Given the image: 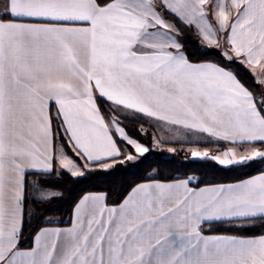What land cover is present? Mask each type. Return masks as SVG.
I'll return each instance as SVG.
<instances>
[{"label":"snow or ice","instance_id":"snow-or-ice-1","mask_svg":"<svg viewBox=\"0 0 264 264\" xmlns=\"http://www.w3.org/2000/svg\"><path fill=\"white\" fill-rule=\"evenodd\" d=\"M188 33L219 62L193 58ZM257 67L264 0H0V264H264V169L203 186L149 177L111 205L90 192L70 227H38L24 242L37 213L52 223L43 213L64 175L150 151L124 121L264 143V99L250 90L264 80L242 75ZM191 155L264 163L257 150Z\"/></svg>","mask_w":264,"mask_h":264},{"label":"trees","instance_id":"trees-1","mask_svg":"<svg viewBox=\"0 0 264 264\" xmlns=\"http://www.w3.org/2000/svg\"><path fill=\"white\" fill-rule=\"evenodd\" d=\"M185 41L186 49L193 58L216 59L219 62L218 57L201 55L202 52L209 49L207 46L202 47V41L194 38L191 33L186 34ZM242 75L245 77L247 85H259L248 70L242 72ZM250 90H253L254 95H256L260 88L258 86L255 89L250 88ZM102 107L104 106L102 105ZM124 123L132 136L146 146H150V141L141 132L136 131L140 127L139 124L131 120L124 121ZM114 164L113 168L88 171L81 177H71L66 174L60 178L58 180L60 185L58 191L62 192L63 195L53 202L51 211L43 213L44 219H50L51 224H67L74 204L84 194L89 192L108 193V203L112 204L126 194L130 190V186L148 181L149 177L160 180H168L172 177H191L194 185L198 182L203 186L206 182L230 183L240 178L253 176L264 169L263 163L256 161H253L249 166L226 167L211 158L202 159L180 155L161 156V153L151 151L137 163L128 160H117ZM40 215V213H37L31 222V227L25 231V243L29 242L27 237L33 229L46 226L40 219ZM204 228L205 232L213 234L227 231L226 225L219 224L206 225Z\"/></svg>","mask_w":264,"mask_h":264},{"label":"rangeland","instance_id":"rangeland-1","mask_svg":"<svg viewBox=\"0 0 264 264\" xmlns=\"http://www.w3.org/2000/svg\"><path fill=\"white\" fill-rule=\"evenodd\" d=\"M252 75L253 72L248 70ZM262 72V70L259 68H256V76H254V79L256 82H258V75ZM258 74V75H257ZM264 80V79H263ZM259 83V82H258ZM260 90L259 92L255 95L257 99H264V97L260 96L261 92H264V86H259ZM140 128V127H139ZM144 129H146V134L141 131V134L144 135V137L150 141V146H144L148 147L151 152L155 153H161V156H171V155H180L182 157H187L190 156L192 158H200V157H193L191 155L193 150L199 151V152H204L207 151L209 153V157L212 156H222V154L225 152L223 151H215L213 147H217L216 143H210L211 146H205L206 148L202 147L205 145L203 140L200 141V145L193 143L194 139H191L192 142H189L190 140L188 137L184 135L182 130L179 131H174L170 130L169 128H155L151 127L148 124H144L143 126ZM209 143V142H208ZM169 149H173V151H169ZM131 154L134 156V159L131 162L137 163L140 161L142 158L147 156V153L144 154L143 156H139V154L135 153L134 150L130 149L129 150ZM149 153V152H148ZM263 168H264V163H263Z\"/></svg>","mask_w":264,"mask_h":264},{"label":"crops","instance_id":"crops-1","mask_svg":"<svg viewBox=\"0 0 264 264\" xmlns=\"http://www.w3.org/2000/svg\"><path fill=\"white\" fill-rule=\"evenodd\" d=\"M257 68L259 69V67H257ZM253 75L256 76V73L253 72ZM257 79H258V82L263 80L264 79V73L261 72L258 75ZM182 132L184 133V135L186 137H188L190 139V140H188L189 142H192L191 139H194L193 143H196V144L200 145V143H199L200 141H202V140L204 142L207 141V143H204L205 145L202 146L204 148H206L205 146H211L210 143H216L217 147H213V149L215 151H220V152L223 151V150H225V152L226 151H235V152L239 153L240 155H244L245 153H251V151H253V150L264 151V143L257 142V143H252V144H249V143L233 144V143H229V142L213 140L212 138H208L206 135L190 134V133L184 132L183 130H182ZM198 136H199V138H197ZM237 158H239V156ZM258 174H260V172L255 174V175H258ZM144 182H150V180L144 181ZM108 204L111 205L110 203H108ZM70 225H71V217H70L69 222L67 224H55L54 223V224H50V225H46V226L50 227V228H54V227L65 228V227H70ZM206 225H204V227ZM206 234H213V233L206 232Z\"/></svg>","mask_w":264,"mask_h":264}]
</instances>
